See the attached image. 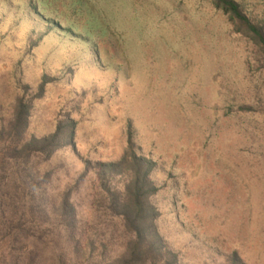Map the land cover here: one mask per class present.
I'll return each mask as SVG.
<instances>
[{
  "label": "rangeland",
  "instance_id": "374dc122",
  "mask_svg": "<svg viewBox=\"0 0 264 264\" xmlns=\"http://www.w3.org/2000/svg\"><path fill=\"white\" fill-rule=\"evenodd\" d=\"M236 1L264 23V0ZM68 124L48 159L21 149ZM130 151L156 163L179 264H264V53L229 15L212 0H0V264L121 258L96 167Z\"/></svg>",
  "mask_w": 264,
  "mask_h": 264
},
{
  "label": "trees",
  "instance_id": "16d2710c",
  "mask_svg": "<svg viewBox=\"0 0 264 264\" xmlns=\"http://www.w3.org/2000/svg\"><path fill=\"white\" fill-rule=\"evenodd\" d=\"M212 2L219 10L229 15L236 34L249 39L264 53V23L246 13L245 7L236 0H212ZM43 79L41 92L47 82L46 78ZM19 105L22 106L21 101ZM18 115L22 132L28 124L29 105L24 103ZM74 134L75 127L68 124L64 132L58 128L52 137L26 142L21 149L36 151L35 154L39 159L46 160L62 145L61 141L70 143ZM62 135H64L63 139ZM37 144H41L39 148ZM155 167L154 161L139 156L134 151L126 152L117 162L97 164V174L104 183L103 192L108 198L109 214L121 220L124 226L123 232L128 238L125 253L121 258L113 262L102 259L99 260L100 264H179L178 254L170 249L159 226L162 211L155 205L154 200L158 198L163 188L158 187L151 180ZM117 177L122 179V187L119 189L108 187V181L111 182ZM67 195L68 193L63 202L64 210L70 209Z\"/></svg>",
  "mask_w": 264,
  "mask_h": 264
}]
</instances>
